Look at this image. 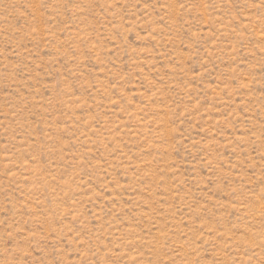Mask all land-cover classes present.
Here are the masks:
<instances>
[{"label": "rangeland", "instance_id": "obj_1", "mask_svg": "<svg viewBox=\"0 0 264 264\" xmlns=\"http://www.w3.org/2000/svg\"><path fill=\"white\" fill-rule=\"evenodd\" d=\"M0 264H264V0H0Z\"/></svg>", "mask_w": 264, "mask_h": 264}]
</instances>
